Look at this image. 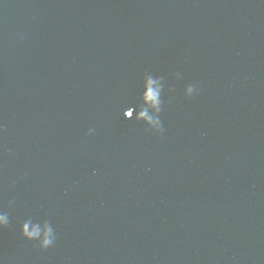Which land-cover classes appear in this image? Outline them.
I'll use <instances>...</instances> for the list:
<instances>
[{
    "label": "water",
    "instance_id": "1",
    "mask_svg": "<svg viewBox=\"0 0 264 264\" xmlns=\"http://www.w3.org/2000/svg\"><path fill=\"white\" fill-rule=\"evenodd\" d=\"M0 215V264H264V0H0Z\"/></svg>",
    "mask_w": 264,
    "mask_h": 264
},
{
    "label": "clouds",
    "instance_id": "2",
    "mask_svg": "<svg viewBox=\"0 0 264 264\" xmlns=\"http://www.w3.org/2000/svg\"><path fill=\"white\" fill-rule=\"evenodd\" d=\"M189 93H192V89H189ZM192 96L190 95L189 98ZM145 102L156 106L158 105L157 92L153 90L151 81L149 82L148 91L145 95ZM137 119L146 120L149 124L155 125V134H163V128L158 120H154L152 116H149L147 111H141ZM93 129H89L88 135H92ZM8 218L6 215H0V229H4L8 226ZM20 236L22 239L35 242L41 251H46L51 248L56 242L55 230L49 225L45 224L43 227L39 225H32L30 222H25L20 228Z\"/></svg>",
    "mask_w": 264,
    "mask_h": 264
}]
</instances>
